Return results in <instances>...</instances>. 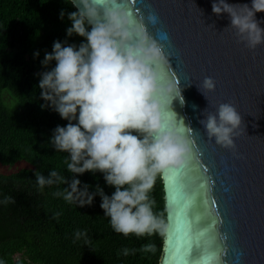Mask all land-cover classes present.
<instances>
[{
	"label": "clouds",
	"instance_id": "1",
	"mask_svg": "<svg viewBox=\"0 0 264 264\" xmlns=\"http://www.w3.org/2000/svg\"><path fill=\"white\" fill-rule=\"evenodd\" d=\"M70 3L78 10L67 14L71 27L66 34L84 37L86 42L77 46L55 41L52 52H46L41 61L44 67L55 61V66L38 74V87L46 102L41 107H50L68 121L53 130L50 144L56 152L67 153L64 162L71 180L53 169L47 176L35 172L36 183L41 190L67 185L53 195L78 207L91 206L99 196L100 208L116 233L164 238L170 226L163 212L154 211L156 202L150 193L158 177L188 166L196 155L194 139L184 134L188 127L184 119L172 124L162 118L166 104L172 106L174 99L184 105L182 89L175 82H161L167 62L163 46L148 34L145 22L134 16L127 0H107L102 12L97 0ZM212 11L217 16L229 15L230 26L248 48L264 44V28L255 17L264 12V0H252L251 6L213 0ZM64 16L61 11L60 18ZM147 22L156 25L158 15L149 11ZM38 56L39 52L34 53ZM215 88L211 77L198 86L206 98ZM202 115L199 122L208 139L235 148L242 125L236 108L220 103L215 113ZM86 172L101 173L114 188L112 194H106L98 183L93 186L77 178ZM13 202L9 196L0 200L4 205ZM81 237L87 246V232L77 230L75 238ZM135 251L124 248L122 253L128 256ZM140 251L155 253L156 246L148 243ZM0 264L5 261L0 259Z\"/></svg>",
	"mask_w": 264,
	"mask_h": 264
},
{
	"label": "water",
	"instance_id": "2",
	"mask_svg": "<svg viewBox=\"0 0 264 264\" xmlns=\"http://www.w3.org/2000/svg\"><path fill=\"white\" fill-rule=\"evenodd\" d=\"M227 2L251 6L252 0ZM106 3L97 0L101 12ZM212 3L127 0L148 34L163 46L167 62L161 82L172 81L182 89L184 105L174 99L162 118L172 124L183 118L192 129L185 127L184 134L195 141L196 160L162 176L170 227L160 264H264V44L248 48L230 26L229 15L214 14ZM149 11L158 15L156 25L147 22ZM255 17L264 28V12ZM161 33L168 39H161ZM205 77L216 82L207 98L198 89ZM220 103H231L242 118L232 149L209 140L199 122L203 112L205 117L215 113ZM190 243L200 245V256L188 253ZM216 249L223 250L219 261L204 258Z\"/></svg>",
	"mask_w": 264,
	"mask_h": 264
},
{
	"label": "trees",
	"instance_id": "3",
	"mask_svg": "<svg viewBox=\"0 0 264 264\" xmlns=\"http://www.w3.org/2000/svg\"><path fill=\"white\" fill-rule=\"evenodd\" d=\"M70 2L0 0V200L5 196L14 200L0 204V259L5 264H160L164 238L158 234L116 233L100 208L99 196L91 206L78 207L53 195L67 185L41 190L36 183L35 172L47 176L53 169L71 180L64 162L67 153L56 152L50 144L53 130L68 121L50 107H41L46 102L38 87V74L55 66V61L47 67L41 64L55 41L77 46L86 42L84 37L66 34L71 27L67 14L78 10ZM22 160L25 163L17 170L2 169ZM77 178L93 186L98 183L109 196L114 191L99 172ZM150 195L156 202L154 211L163 212L167 220L162 177ZM56 213L59 216L54 218ZM77 230L87 232V246L84 237L75 238ZM148 243L156 246L155 253L140 251ZM124 248L135 249V254L124 256Z\"/></svg>",
	"mask_w": 264,
	"mask_h": 264
},
{
	"label": "snow or ice",
	"instance_id": "4",
	"mask_svg": "<svg viewBox=\"0 0 264 264\" xmlns=\"http://www.w3.org/2000/svg\"><path fill=\"white\" fill-rule=\"evenodd\" d=\"M160 36H161V39H163V40H167L168 39L166 34L161 33ZM169 115H171V113H169ZM195 160H196V156H194L192 161H195ZM196 167H200V165L197 163ZM201 170L203 171L204 169H201ZM200 187L202 189H204V194L206 195L207 194L206 185L201 184ZM208 203L210 204V203H212V201H208ZM187 251H188V253L190 255L200 256V254H201V248H200L199 244L193 245V244L190 243L188 245ZM222 251H223L222 249H216L215 251H212L209 256H205L204 258L205 259H209V258L210 259H216L217 261H219V258H220L221 254H222ZM224 259L226 260L227 257H224ZM188 264H199V261H197V260H189Z\"/></svg>",
	"mask_w": 264,
	"mask_h": 264
},
{
	"label": "rangeland",
	"instance_id": "5",
	"mask_svg": "<svg viewBox=\"0 0 264 264\" xmlns=\"http://www.w3.org/2000/svg\"><path fill=\"white\" fill-rule=\"evenodd\" d=\"M8 90H6L4 93H7ZM5 100L7 102H10V97L8 94L5 95ZM25 162L22 160L21 162L17 163V164H14V165H5L2 167L3 170H6L8 167L11 169L9 171H14V170H17L19 166L23 165ZM1 167V165H0ZM8 170V169H7Z\"/></svg>",
	"mask_w": 264,
	"mask_h": 264
}]
</instances>
